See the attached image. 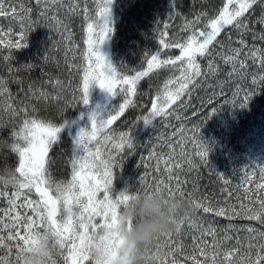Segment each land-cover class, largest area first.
<instances>
[{"label": "snow or ice", "instance_id": "snow-or-ice-1", "mask_svg": "<svg viewBox=\"0 0 264 264\" xmlns=\"http://www.w3.org/2000/svg\"><path fill=\"white\" fill-rule=\"evenodd\" d=\"M111 3L35 0L33 5L31 0H0V21H8L6 30L0 27V69L7 72L0 75V172L14 171L10 179L0 175L4 205L0 264H30L28 254L49 235L55 251L50 264H128L126 254L121 255L119 217L132 196L121 191L113 197V179L124 153L136 151L131 129L140 121L148 125L158 118L173 129L157 138V147L168 151L157 152L154 147L147 159L141 156L145 172L139 185L180 194L194 213L144 249L145 264H264V166L243 169L238 185L221 188L222 198L215 192L202 193L200 168L208 165V149L196 134L197 126L187 128L188 112L191 118L200 115L196 101L211 108V116L219 97L225 104L244 106L264 84V0H226L222 7L200 0L201 11L194 10V0L187 15L173 9L163 28L158 21L153 29L159 47L153 54L145 53L146 66L123 65L124 70L100 51L113 31ZM177 19L182 21L180 34L169 31L168 21ZM77 20L82 48L74 39ZM37 26L60 35L57 50L63 46L69 77L74 70L79 78L75 88L71 79L65 87L63 80L53 79L43 68L47 80H26L21 72L30 73L36 66L13 65L14 51L27 46L28 34ZM51 59L55 58L42 57L44 64ZM153 76L163 78L153 83ZM145 78L148 88L142 92ZM13 83L19 86L16 95L9 88ZM93 84L121 102L104 116L90 112V125L77 133L71 154L57 152L64 114L78 104L88 105ZM145 96L150 108L139 102ZM137 108L144 114L125 121L127 130L113 127L126 110ZM60 167L66 171L63 178L53 171ZM216 175L225 186L231 184Z\"/></svg>", "mask_w": 264, "mask_h": 264}, {"label": "trees", "instance_id": "trees-1", "mask_svg": "<svg viewBox=\"0 0 264 264\" xmlns=\"http://www.w3.org/2000/svg\"><path fill=\"white\" fill-rule=\"evenodd\" d=\"M8 2H18V0H8ZM25 2H28V0H25ZM31 2L33 5L35 4V0H31ZM88 2L91 5L93 0H88ZM211 2L215 7H222L226 0H211ZM193 3L194 0H112L110 4V24L113 31L106 39L110 49L108 61L121 70H124L123 65L130 69H138L142 64L146 66V62L143 60L145 53L153 54L159 47L153 31L157 22L161 21L160 26L163 28V22L167 20V16L173 9L187 15L190 9L193 8ZM194 10H204L200 6V0H195ZM209 11L211 10L209 9ZM168 23L170 24V32L180 34V25L182 24L180 19L174 22L168 21ZM7 26L8 21H0V27L6 30ZM73 30L74 39L82 48L79 20L74 24ZM233 39L235 40L236 36H233ZM248 39L249 43H251V38L249 37ZM60 40V35L55 31L43 26H37L28 34L27 46L14 51L13 65L19 67L30 63L36 66L30 73L21 72V75L26 80L29 78L35 81L47 80L48 75H51L53 79L59 77L63 80L65 87H68L69 79H71L72 88H75L79 78L75 75L74 70L72 77H69L67 66L64 62L63 46L61 45L59 50H57V42ZM175 54H179L178 50H175ZM44 55L55 59H51L49 63L44 64L42 60ZM68 58L71 60V53H69ZM203 63L206 65L207 62L203 61ZM41 68L48 75H43ZM0 75H7L6 70L0 69ZM162 78L160 77L159 80H162ZM159 80L155 76L152 77L153 83H157ZM9 88L13 95L19 92V86L14 83L10 84ZM147 88L148 78H145L141 82V91H146ZM71 90L69 88V91ZM224 92L230 94V89L225 88ZM101 94H103V90L93 84L89 90L88 105L78 104L76 107L66 111L63 121L64 127L58 134L62 145L57 149V152L63 150L71 154V150L74 147V139L66 131V128L73 127L76 124L80 128H86L90 125L88 119L90 112L104 116L110 109L121 102L118 97H111L106 94V104L100 109L99 106L102 103ZM20 95L22 96L23 93H20ZM200 95L203 96L204 93L201 92ZM218 99L219 103L214 101L217 111L211 116H208L211 108H208L207 105L201 107L199 102L196 101L195 104L200 115L198 118H191V112H188L187 115L190 118V122H187V128L191 130L193 125H196V134L208 149V165L200 168V192H215L218 198H222L221 188H234L238 185L241 182L243 169L252 168L256 165L264 166V84L259 86L244 106L236 103L225 104L223 96ZM139 102L146 104L149 108L151 107L147 96L140 99ZM142 114L144 112L140 108L128 109L123 116L114 122L113 127L117 130H127L124 122L134 120L136 116ZM167 123V121H162L158 118L148 125L140 121L131 129L130 135L136 145V151L131 152V154L128 152L124 153L122 166L114 175L111 191L113 197L121 191L131 193L138 187L139 178L145 172L140 160L141 156L147 159L149 152L154 147L157 152L163 151L167 153L168 150L166 148L157 147L159 135L161 133L170 135L173 130L170 127H166ZM172 123L176 124L177 122L173 120ZM0 135L3 134L0 133ZM188 135L192 136V131H189ZM188 147L194 154L192 146L189 144ZM52 155L55 156L56 153H52ZM151 163L154 164L155 162L151 161ZM0 167H3L2 158H0ZM53 171L58 178H63L66 175L63 167H60L59 170L54 168ZM216 172L223 175L231 184L225 186L218 179ZM193 176H195V173H193ZM188 188L190 189L191 185H188ZM223 195L226 196L227 193L225 192ZM2 206L4 205L0 202V207Z\"/></svg>", "mask_w": 264, "mask_h": 264}, {"label": "clouds", "instance_id": "clouds-1", "mask_svg": "<svg viewBox=\"0 0 264 264\" xmlns=\"http://www.w3.org/2000/svg\"><path fill=\"white\" fill-rule=\"evenodd\" d=\"M0 175L10 179L14 171L9 169ZM131 196L120 210L119 231L124 240L121 255L126 254L128 264H145L144 249L154 244L162 233L172 231L194 209L180 194H169L162 189L138 185ZM54 256V238L49 235L39 239L28 260L30 264H50Z\"/></svg>", "mask_w": 264, "mask_h": 264}, {"label": "rangeland", "instance_id": "rangeland-1", "mask_svg": "<svg viewBox=\"0 0 264 264\" xmlns=\"http://www.w3.org/2000/svg\"><path fill=\"white\" fill-rule=\"evenodd\" d=\"M100 51L106 57V59L109 60V51H110V49H109V45H107V43H106V40L101 45ZM106 94L107 93L105 91H103V94L100 95V97L102 96V99H101L102 103H100V106H99L100 109L103 108V106L106 104V101H105V95ZM80 129H81L80 126L78 124H76L73 127L66 128V131L75 140V138L77 136V133L80 131Z\"/></svg>", "mask_w": 264, "mask_h": 264}]
</instances>
